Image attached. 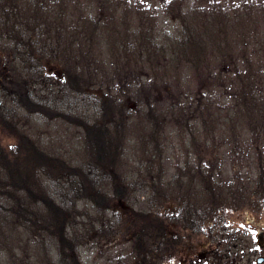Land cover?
Returning <instances> with one entry per match:
<instances>
[{
    "label": "rangeland",
    "instance_id": "1",
    "mask_svg": "<svg viewBox=\"0 0 264 264\" xmlns=\"http://www.w3.org/2000/svg\"><path fill=\"white\" fill-rule=\"evenodd\" d=\"M104 199L168 212L175 264L264 230V0H0V264L143 260Z\"/></svg>",
    "mask_w": 264,
    "mask_h": 264
},
{
    "label": "flooded vegetation",
    "instance_id": "2",
    "mask_svg": "<svg viewBox=\"0 0 264 264\" xmlns=\"http://www.w3.org/2000/svg\"><path fill=\"white\" fill-rule=\"evenodd\" d=\"M147 186V185H146ZM195 186L199 187L198 181H195ZM125 190L119 191L117 194H114L113 197L118 199L122 204L125 199ZM102 214H98V224L101 227V234L103 239L106 241L103 243L105 248L115 245L117 248L123 247L124 245L130 243L129 245L134 254H139V258L143 260H138L136 264H169L170 261L174 260L176 263V252L178 249V244L181 239L186 238V235L182 233L183 238L180 234L170 230V227L167 225V218L169 217L168 212L160 213L161 220L160 222L155 221V217L159 213L149 212V214H139L136 211H132L129 206H125V209L121 212L111 211V204L105 199L102 200ZM107 203V204H106ZM177 211L180 210L183 212L172 214L179 217H185L186 222L189 224L199 223V213L193 212L192 214L186 213L182 206H177ZM215 214H212V217ZM192 228V227H191ZM195 228V227H194ZM220 232L209 233L208 238L212 240L209 243V249L204 254L197 252L195 255V260H191V257H194L193 253L200 245L196 243L186 242L188 247L180 248V253H186L184 256L187 259V263L190 264H199L203 262L204 264H233L234 260L237 257L241 258L246 256L248 258V264H264V230L255 231V232H241L237 235L230 237L229 228H218ZM227 237H230V240L238 239V244L243 247V252L241 255H238L233 249L230 250V247L222 246V241ZM110 237L109 240L106 238ZM113 239V240H111ZM209 240V241H210ZM252 243V244H251ZM254 243V244H253ZM206 246L203 244V247ZM127 247V246H126ZM248 247V248H246ZM188 249V251H187ZM246 251V253H244ZM133 254V255H134ZM119 264H124L123 258L124 254L120 253ZM253 261V262H252ZM184 262V260H183Z\"/></svg>",
    "mask_w": 264,
    "mask_h": 264
}]
</instances>
